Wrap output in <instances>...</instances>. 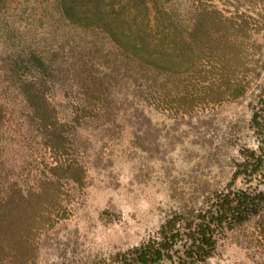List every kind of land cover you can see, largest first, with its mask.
<instances>
[{
    "label": "rangeland",
    "instance_id": "rangeland-1",
    "mask_svg": "<svg viewBox=\"0 0 264 264\" xmlns=\"http://www.w3.org/2000/svg\"><path fill=\"white\" fill-rule=\"evenodd\" d=\"M162 2L164 10L151 13L156 41L161 32H169L170 12L167 0ZM211 2L226 17L239 20L243 14L248 30L240 32L238 22H232L216 32L221 50L210 59L206 55L192 68L190 61L176 66L178 73L166 71L171 77L166 80V101L158 87L146 89V79L134 86L127 81L129 75L136 76L135 65L127 72L126 65L115 64L113 45L106 40L101 50L108 54L107 61L91 55L89 72L62 74L56 85L49 82L47 96L57 114L71 121L79 115L82 123L71 122L66 128L70 143L66 152H52L22 99L21 83L13 81L6 89L9 68L15 56L30 47L49 60L57 55L55 66L67 60L73 65L85 52L87 40L56 14L54 0L1 1L0 197L9 198L14 191L28 197L15 234L3 238L8 245L0 252V264H102L154 235L173 210L200 204L207 192L226 187L241 148L259 150L251 103L264 82V0H246L239 14L237 0L204 1L206 6ZM91 75L105 81L99 89L107 88L103 94L108 120L97 116L103 99L96 86L90 91L86 80ZM174 79L176 86L171 83ZM240 81L253 83L245 96L233 100L227 93L218 98L215 92L220 86ZM126 93L134 105L115 102ZM184 93L195 99L192 106H184L180 99ZM133 107L150 116L152 124L143 125L144 118L128 124L117 114L119 108L127 113L124 109ZM138 141H144L147 149L137 147ZM73 159L87 168L83 185L52 171L59 161ZM235 187L248 184L240 180ZM259 187L264 189V184ZM42 190L45 195L38 196ZM211 264H264V236L259 238L253 226L231 233Z\"/></svg>",
    "mask_w": 264,
    "mask_h": 264
},
{
    "label": "trees",
    "instance_id": "trees-1",
    "mask_svg": "<svg viewBox=\"0 0 264 264\" xmlns=\"http://www.w3.org/2000/svg\"><path fill=\"white\" fill-rule=\"evenodd\" d=\"M204 1L167 0L166 12H170V15L167 13L169 32H161L160 38L156 41L153 29H150L151 13L164 10L162 0H153V5L150 3L151 0H54L56 14L64 22L81 30L83 40H87L84 41L85 52L81 53L80 59L76 58V61H73V65L67 60L65 65L57 63L55 66L54 60L57 55L49 60L40 54L39 50L30 47L15 56L13 65L9 68L6 89L12 86L13 81L18 85L21 83L22 99L28 104L38 127L43 132L47 147L52 152H66L70 145L66 128L71 122L74 125L82 123L79 115L73 117L71 121L66 115L61 117L57 114L58 109L51 106L47 96L49 82L56 85V82L61 81L62 74L67 77L73 73L79 75L81 72H89L92 69L87 68V63L88 59H92L91 55L107 61L108 54L101 50L102 43L106 40L113 45L110 54L114 56L115 64L126 65L127 67L123 69L127 72L135 65L137 74L129 75L127 81L134 86L146 79V89L158 87L157 91H163L160 96L166 101L168 87L166 80L170 81L171 78L166 75V71L178 73L176 66H182L190 61L192 68L198 59L206 55L210 59L215 52L221 50L216 32L220 34L226 25L238 22L240 32L245 33L248 30V21L243 14L239 15L241 19L235 20L226 17L216 3L211 2L206 6ZM237 1L235 10L239 14L241 9L247 6V2ZM257 33L256 30L253 31V34ZM90 35H94L95 38H89ZM224 51L222 49L221 52ZM225 64L230 66V60H226ZM234 64L239 66L238 63ZM86 81L90 85V91L96 87L99 89L105 82L100 77L93 76L90 81L89 78ZM171 83L176 86L178 80ZM224 85L227 88L224 89ZM252 85V82L246 85L241 81L224 83L215 93L218 98L229 93L231 99L237 100L245 96ZM106 89H99L101 91L99 99H103V108L97 116L108 120L107 113L110 111L104 108L106 95L103 94ZM210 89L211 92L214 91L213 87ZM137 94L139 93L135 94L136 99L139 98ZM180 99L184 101V106H192L195 103V99L190 98L187 93L181 95ZM114 100L123 107L134 105L129 104L134 102V99L127 93L124 98ZM251 107L252 126L261 144L259 150L246 146L241 148L240 159L235 161L232 181L223 189L204 194L200 204H187L173 210L154 235L126 251L112 255L102 264H211V260L220 253L221 247L231 233L243 227L253 226L259 238L264 236V189L259 187L264 184V82ZM121 108L117 114L128 124H138L142 118L143 125L152 124V118L138 107L124 109L129 110L127 113ZM111 118L112 116L110 120ZM77 138L80 140L79 136ZM137 144L142 150L147 149L144 141H138ZM52 171L57 176L64 175L76 184L83 185L87 168L79 159H73L59 161L52 167ZM240 180L245 181L248 187H235ZM44 195L45 192L42 190L38 196ZM27 197L28 195L24 193L15 195V191L9 198L0 197V252L8 245L3 238L11 239L15 234L14 225L23 220L22 214L26 211V204L23 201Z\"/></svg>",
    "mask_w": 264,
    "mask_h": 264
}]
</instances>
